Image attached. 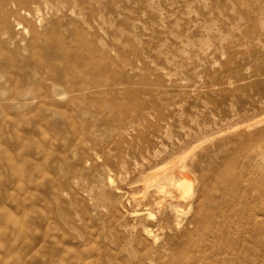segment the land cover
Returning <instances> with one entry per match:
<instances>
[{"label":"rangeland","instance_id":"374dc122","mask_svg":"<svg viewBox=\"0 0 264 264\" xmlns=\"http://www.w3.org/2000/svg\"><path fill=\"white\" fill-rule=\"evenodd\" d=\"M34 12L0 28V264H264L225 178L264 128V0ZM68 69L91 84L62 94Z\"/></svg>","mask_w":264,"mask_h":264},{"label":"bare ground","instance_id":"6f19581e","mask_svg":"<svg viewBox=\"0 0 264 264\" xmlns=\"http://www.w3.org/2000/svg\"><path fill=\"white\" fill-rule=\"evenodd\" d=\"M56 1H60V0H0V28L3 29L8 25V19L10 17H15V16L20 17L23 14L28 15V16L33 15L35 13L34 12L35 9H37L38 7H40V6H51L52 3L56 2ZM0 34H5V32L2 31V32H0ZM61 51L66 56V48L61 46ZM108 66H110V65H108ZM40 68L42 71V73H40V81L41 80L45 81L48 77L47 71L44 70V67H40ZM108 69H110V67H108ZM63 74H66V75L63 77L62 80H59L58 82L56 81V83L58 86L63 88L62 94L64 93V95H67V96L70 95L74 91V89L77 87L88 86L91 84L88 81V79H86L85 77H81L78 80V77H80V76L77 75L75 77L76 72L74 70L73 71H71L69 69L65 70V72ZM68 75L73 76V78H75L78 81L76 83H74V82L69 83L68 79L66 78V77H68ZM11 82H12V79H11L10 72L8 70H6L5 68L0 67V92H2L3 94L10 92L11 89L9 87H10ZM128 89L126 91H128ZM31 91H32V89H31ZM128 94H129V92H128ZM0 96H1V94H0ZM22 97H24L25 100H35V99H38V97H40V95L36 92L31 94L30 91H28V92L25 91V93L22 95ZM122 103H124V102H122ZM251 149H250L251 154L249 155V157L247 156L248 160H247L246 165L243 168H241L239 170V172L236 173V175H232L230 172V174L226 173V177H225V178H228L227 182H228V186H230L229 191L233 195L232 200L230 199L232 210H230V209L229 210H230L231 214L235 215V217H238L237 218L238 223L235 222V225H232L233 220L231 221L230 219H228V220L226 219L228 228H229V224L231 226H234V229H233V227L230 229H232V233L234 232L233 230H235L234 233L238 234V232L241 231L240 229L241 228L243 229V227H240L241 224H244V225L246 224V226H249L250 231L248 232L249 235L247 234V237H246L247 241L254 239L252 237L253 235H251V233L253 231H257L260 233H262L264 231V128L260 131V136L255 139ZM222 173H224V172H222ZM167 180L171 181L172 182L171 184L177 186V188L179 190H181L183 193H185V189L187 187L190 188L189 186L191 183L186 178L171 177V178H167ZM243 200H244V203L242 206V205H240V203ZM221 201H223V200H221ZM236 201L238 202L237 205H235ZM226 208H228V207H226ZM244 210H246V212L248 210V212L250 213V214H248V213L245 214V215H247V217L246 216L244 217V215H242V214H244L243 213ZM174 211H175V209H174ZM230 212H228V213H230ZM140 215L148 216V213L146 214L145 212H142V213H140ZM210 216H212V215L210 214ZM210 218H213V216ZM190 221H192V220H190ZM204 221H205V219H204ZM208 224L209 223H207L206 225H208ZM237 224H240V226H239L240 229H239V227H237ZM226 227L227 226H225V228ZM143 233L147 239L151 240V242H154L155 236L151 230L144 228ZM243 235H244V233H243ZM259 235H261V234H259ZM236 237H239V236L237 235ZM246 240L244 242H246ZM235 246H237V245H235Z\"/></svg>","mask_w":264,"mask_h":264}]
</instances>
